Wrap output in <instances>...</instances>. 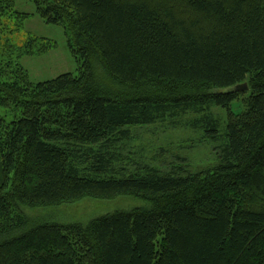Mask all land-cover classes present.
<instances>
[{
  "label": "trees",
  "instance_id": "16d2710c",
  "mask_svg": "<svg viewBox=\"0 0 264 264\" xmlns=\"http://www.w3.org/2000/svg\"><path fill=\"white\" fill-rule=\"evenodd\" d=\"M28 1L65 25L80 66L34 83L4 25L31 15L0 0V107L21 111L0 117V264H264V0ZM212 107L229 112L213 169L116 176L111 151L131 127L194 112L217 140ZM120 197L143 205L85 227L27 215Z\"/></svg>",
  "mask_w": 264,
  "mask_h": 264
},
{
  "label": "rangeland",
  "instance_id": "374dc122",
  "mask_svg": "<svg viewBox=\"0 0 264 264\" xmlns=\"http://www.w3.org/2000/svg\"><path fill=\"white\" fill-rule=\"evenodd\" d=\"M14 11L30 14L20 30L16 28V18L5 20L8 26L6 42L21 54L20 65L28 72L34 83L55 79L63 74L79 75V62L74 55V37L66 30L65 25L48 24L37 15V6L28 0H17ZM48 43L47 51L38 47H29L31 40ZM30 50L29 53L27 52ZM15 60V59H14ZM250 91L243 93L232 104L231 111L240 114L245 109V99ZM215 116L221 119L217 140L210 138L205 126H197L196 119L202 114L190 112L181 119H169L148 126L131 127L127 140L112 149L118 155L119 162L113 167L116 176L137 175L146 168H159L164 174L176 169V166L188 167L193 172L198 169H213L220 161L222 146L226 143L225 128L229 112L212 107ZM21 111L0 107V117L11 123L19 117ZM143 203L131 197H120L115 200L85 198L78 202L52 208L29 210L27 213L36 221L34 224L54 222L63 227H85L92 221L118 210H130Z\"/></svg>",
  "mask_w": 264,
  "mask_h": 264
},
{
  "label": "water",
  "instance_id": "95a60500",
  "mask_svg": "<svg viewBox=\"0 0 264 264\" xmlns=\"http://www.w3.org/2000/svg\"><path fill=\"white\" fill-rule=\"evenodd\" d=\"M234 91L237 92H248L249 91V86L248 84H242V85H238L234 88Z\"/></svg>",
  "mask_w": 264,
  "mask_h": 264
}]
</instances>
